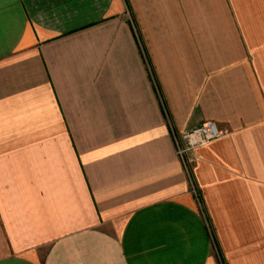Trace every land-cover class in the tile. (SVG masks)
<instances>
[{"label": "crops", "instance_id": "0c3cea01", "mask_svg": "<svg viewBox=\"0 0 264 264\" xmlns=\"http://www.w3.org/2000/svg\"><path fill=\"white\" fill-rule=\"evenodd\" d=\"M0 264H264V0H0Z\"/></svg>", "mask_w": 264, "mask_h": 264}, {"label": "built area", "instance_id": "2783aa9c", "mask_svg": "<svg viewBox=\"0 0 264 264\" xmlns=\"http://www.w3.org/2000/svg\"><path fill=\"white\" fill-rule=\"evenodd\" d=\"M223 134L214 122L205 121L197 126L179 132L171 126V135L174 144V150L178 156L182 168L190 179V189L195 198L200 202L199 191L192 179V164L195 161V150L204 144L220 137Z\"/></svg>", "mask_w": 264, "mask_h": 264}, {"label": "rangeland", "instance_id": "374dc122", "mask_svg": "<svg viewBox=\"0 0 264 264\" xmlns=\"http://www.w3.org/2000/svg\"><path fill=\"white\" fill-rule=\"evenodd\" d=\"M191 190V189H190Z\"/></svg>", "mask_w": 264, "mask_h": 264}]
</instances>
